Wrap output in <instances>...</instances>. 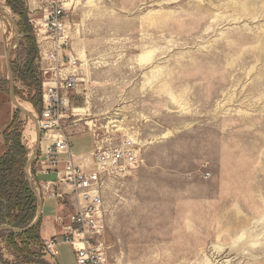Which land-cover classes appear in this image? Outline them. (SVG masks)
<instances>
[{
	"label": "rangeland",
	"instance_id": "374dc122",
	"mask_svg": "<svg viewBox=\"0 0 264 264\" xmlns=\"http://www.w3.org/2000/svg\"><path fill=\"white\" fill-rule=\"evenodd\" d=\"M23 1L39 73L31 21L45 0ZM21 19L0 0V159L18 132L35 193L38 131L23 111L40 112L28 100L37 85L18 71L31 51ZM66 33L79 79L61 120L71 154L92 149V134L130 136L139 153L104 185L107 264H264V0H72ZM45 222L40 213L33 245L51 237ZM57 251L58 264H76L69 244ZM20 261L1 233V264Z\"/></svg>",
	"mask_w": 264,
	"mask_h": 264
},
{
	"label": "built area",
	"instance_id": "2783aa9c",
	"mask_svg": "<svg viewBox=\"0 0 264 264\" xmlns=\"http://www.w3.org/2000/svg\"><path fill=\"white\" fill-rule=\"evenodd\" d=\"M71 1L65 9L62 0H45L39 23L31 21L43 40L39 49L42 106L36 117L39 138L32 156L33 174L28 175L36 196L40 200H54L57 208L56 229L44 241L45 251L55 257L58 245L69 244L76 264H107L103 240L104 185L109 178L135 169L140 159L134 140L126 135L113 144H104L92 134L94 149L89 161L86 157L75 160L71 154L65 128H61L64 107L79 80L77 59L67 51L66 21ZM48 174L55 178L40 180L39 176ZM67 207L71 210L63 213Z\"/></svg>",
	"mask_w": 264,
	"mask_h": 264
},
{
	"label": "trees",
	"instance_id": "16d2710c",
	"mask_svg": "<svg viewBox=\"0 0 264 264\" xmlns=\"http://www.w3.org/2000/svg\"><path fill=\"white\" fill-rule=\"evenodd\" d=\"M7 1L12 10L22 17L21 24L23 27L20 28V31L24 34L25 39L29 41L28 45L31 51L28 52L24 67L18 71L22 74V79L25 78V74L29 76L28 78L32 84H27V87L30 91L33 86L37 85L36 96L28 97V100L37 106L36 108L40 112V106H42L39 91L40 80L37 81L40 72L38 73L37 67L33 64L36 55L35 44L25 22V2L22 3V0ZM10 66L12 68L13 64L10 63ZM34 81H37V84ZM15 137H17L16 140L7 147L5 154L0 159V208L2 209L0 216L1 221L8 226V229L1 230L0 234L5 233L7 235L8 244L12 247L13 252L19 256L22 264L28 262H33L30 264H49L45 258L48 256L56 260V256L53 257L48 254L42 244L39 246L33 245L37 238L40 217L34 224L29 225L36 216L38 200L24 173L25 151L19 144L18 132L15 133ZM39 259L40 262H38ZM35 261L36 263H34ZM56 264H58L57 261Z\"/></svg>",
	"mask_w": 264,
	"mask_h": 264
},
{
	"label": "crops",
	"instance_id": "0c3cea01",
	"mask_svg": "<svg viewBox=\"0 0 264 264\" xmlns=\"http://www.w3.org/2000/svg\"><path fill=\"white\" fill-rule=\"evenodd\" d=\"M92 143H93V148L90 149V150H87V151H85L83 153H79L78 155H74L75 156V160L76 159L79 160L80 157H86L87 160L89 161L91 152L94 149V138H93V136H92ZM39 177H40V180H45L46 181V180H53L55 178V175L54 174H48V175H42V176H39ZM56 212H57V208H56V204H55L54 200L46 199V200L42 201L41 213H43L45 215V217H46L45 225L48 227V230L51 232V235L56 229L55 222L53 223L54 215H55ZM56 261L58 262V260H56Z\"/></svg>",
	"mask_w": 264,
	"mask_h": 264
},
{
	"label": "water",
	"instance_id": "95a60500",
	"mask_svg": "<svg viewBox=\"0 0 264 264\" xmlns=\"http://www.w3.org/2000/svg\"><path fill=\"white\" fill-rule=\"evenodd\" d=\"M6 63H7V78H8L9 83H10V96H11V98H12V100H13V98H14V94H13V89H12V87H11L12 75H11L10 63H9V61H8V58L6 59ZM14 103H15V102H14ZM15 104H16V103H15ZM17 106H18V105H17ZM23 113H24L25 115L31 116L32 119L35 121V124H36V118H34L32 115L28 114V112H24V111H23ZM36 129H37V127H36ZM37 131H38V130H37ZM38 138H39V134H38ZM37 141H38V139H37ZM36 151H37V146L35 147V152H34V154L36 153ZM32 156H33V155H32ZM29 163H30V161L27 162L26 165L28 166ZM35 195H36V194H35ZM36 198H37L38 203H39V211H38V214L36 215L35 219L33 220V222H32L29 226H31L32 224H34V223L39 219V217H40L42 204H41L40 199H39L37 196H36ZM29 226H28V227H29ZM7 228H8V227H7ZM15 231H16V230H15ZM0 264H1V262H0Z\"/></svg>",
	"mask_w": 264,
	"mask_h": 264
},
{
	"label": "bare ground",
	"instance_id": "6f19581e",
	"mask_svg": "<svg viewBox=\"0 0 264 264\" xmlns=\"http://www.w3.org/2000/svg\"><path fill=\"white\" fill-rule=\"evenodd\" d=\"M5 10H6V8H5ZM25 108V110H29V108H27L26 106L24 107ZM23 110V109H22ZM25 112V111H24ZM35 139V138H34Z\"/></svg>",
	"mask_w": 264,
	"mask_h": 264
}]
</instances>
